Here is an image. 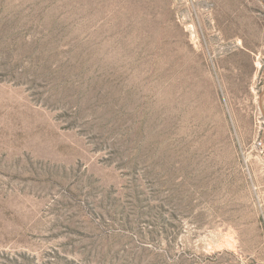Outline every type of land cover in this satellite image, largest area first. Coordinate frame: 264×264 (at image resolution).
Returning a JSON list of instances; mask_svg holds the SVG:
<instances>
[{
	"label": "rangeland",
	"instance_id": "374dc122",
	"mask_svg": "<svg viewBox=\"0 0 264 264\" xmlns=\"http://www.w3.org/2000/svg\"><path fill=\"white\" fill-rule=\"evenodd\" d=\"M264 0H0V264H264Z\"/></svg>",
	"mask_w": 264,
	"mask_h": 264
},
{
	"label": "built area",
	"instance_id": "2783aa9c",
	"mask_svg": "<svg viewBox=\"0 0 264 264\" xmlns=\"http://www.w3.org/2000/svg\"><path fill=\"white\" fill-rule=\"evenodd\" d=\"M254 147L258 150H260L261 153H264V140L260 137L255 139L254 141Z\"/></svg>",
	"mask_w": 264,
	"mask_h": 264
}]
</instances>
